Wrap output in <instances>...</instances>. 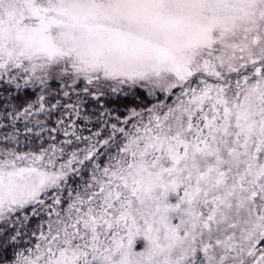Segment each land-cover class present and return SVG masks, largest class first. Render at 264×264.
Listing matches in <instances>:
<instances>
[{"label":"snow or ice","instance_id":"snow-or-ice-1","mask_svg":"<svg viewBox=\"0 0 264 264\" xmlns=\"http://www.w3.org/2000/svg\"><path fill=\"white\" fill-rule=\"evenodd\" d=\"M0 264H264V0H0Z\"/></svg>","mask_w":264,"mask_h":264}]
</instances>
